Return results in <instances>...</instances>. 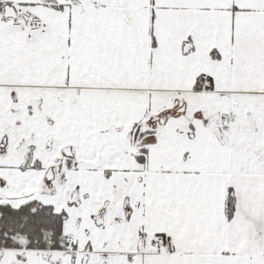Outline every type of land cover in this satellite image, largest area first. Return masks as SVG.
I'll return each instance as SVG.
<instances>
[{
  "label": "snow or ice",
  "instance_id": "6c2138e0",
  "mask_svg": "<svg viewBox=\"0 0 264 264\" xmlns=\"http://www.w3.org/2000/svg\"><path fill=\"white\" fill-rule=\"evenodd\" d=\"M0 264H264V0H0Z\"/></svg>",
  "mask_w": 264,
  "mask_h": 264
}]
</instances>
